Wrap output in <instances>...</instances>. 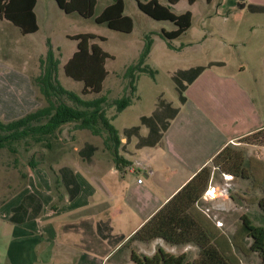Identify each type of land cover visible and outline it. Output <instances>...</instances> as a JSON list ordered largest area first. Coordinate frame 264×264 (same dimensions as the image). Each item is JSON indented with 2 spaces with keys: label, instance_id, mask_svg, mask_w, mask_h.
<instances>
[{
  "label": "trees",
  "instance_id": "obj_1",
  "mask_svg": "<svg viewBox=\"0 0 264 264\" xmlns=\"http://www.w3.org/2000/svg\"><path fill=\"white\" fill-rule=\"evenodd\" d=\"M111 1L96 17V21L107 24L113 30L131 33L135 23L133 18L125 13V0ZM136 1L139 8L150 17L156 20H168L177 26L176 29L163 31L170 45L172 40L185 34L192 26L193 12L191 10L181 14L173 11V5L181 0H167V4H163L160 0ZM196 1L188 0L190 5ZM206 1L210 3L213 0ZM56 2L65 12H77L88 18L95 14L98 0H56ZM36 4L37 0H0V15L19 26L23 33H34L39 30ZM238 7L247 8L252 12H264V6L247 3L246 0H239ZM71 38L79 41L78 48L64 64V71L68 77L83 82V95L67 89L59 80L61 61L51 41H48L47 54L40 58L41 73L35 78L36 84L48 102L47 105L43 106L37 97V91L29 75L14 70L0 72V148L31 134H53L62 125L75 122L77 128L89 129L95 135L106 133L105 146L114 148L117 165L121 162L127 164L129 161L119 154L121 135L107 113V106L112 104L115 106L116 114H119L140 98L134 95L138 90L139 74L148 73L151 77H156L158 70L146 63L152 50L153 38L150 37L147 40L138 61L129 65L125 71V76L129 79L130 93L116 98L112 103L109 102L107 95H100L93 99H87L84 95L103 92L104 82L109 75L106 63L114 56L92 42L97 35L81 33ZM214 65H225V63L212 61L207 65L177 69L172 73L171 78L175 83L181 105L187 102L186 91L189 85L202 72ZM180 110V106H174L163 97V94H160L152 113L141 116V124L124 129L127 141L122 148H127L132 137L138 139L137 149L159 144L171 121L177 117ZM143 127L148 128L146 135L141 133ZM239 142L264 147V126L240 138ZM236 145L230 143L220 150L211 163L196 172L130 237V241L146 243L163 239L171 246L195 245L199 248L198 257L191 262L187 260L186 253L175 255L160 247L152 256L140 255L133 251L134 264H242L238 254L246 257L257 254L260 264H264V225L255 224L248 215H243L241 227L228 237L210 219L203 207L205 202L203 195L212 183L217 170L223 175H231L232 178L255 177L260 171L259 159L255 157L246 159L241 151L235 149ZM96 150L97 146L86 143L80 153L92 162ZM60 173L69 189L70 198L74 199L80 191V186L73 176V171L69 167H63ZM70 177L74 179L72 187L67 180ZM39 203L35 215L42 210L41 201ZM259 206L264 212V198L260 200ZM12 219L14 220V215ZM102 225H108L112 231L109 221H100L97 225L99 235H101ZM75 228L78 230V227ZM102 238L108 243L104 252L106 253L121 244L125 236L113 235L109 232L108 235H102ZM99 239H101L100 236Z\"/></svg>",
  "mask_w": 264,
  "mask_h": 264
},
{
  "label": "rangeland",
  "instance_id": "obj_2",
  "mask_svg": "<svg viewBox=\"0 0 264 264\" xmlns=\"http://www.w3.org/2000/svg\"><path fill=\"white\" fill-rule=\"evenodd\" d=\"M145 1V0H143ZM108 0H98L95 14L92 17H83L77 12L67 13L59 7L56 0H40L37 7L39 30L34 33H23L21 28L13 22L2 18L0 15V72L14 70L18 73L29 75L37 91V97L41 100L43 106L47 105L44 95L41 93L39 86L35 82L36 76L41 73L40 58L45 56L49 50L48 41H51L56 54L60 58L59 80L67 89L73 90L81 95L83 82L68 77L64 71V64L69 60L78 48V40L72 39L71 36L81 33H91L97 35L92 39L93 43L100 45L105 51L111 53L114 58H109L106 67L109 75L104 82L103 92L100 94L91 93L84 95L87 99H93L100 95H107L109 102L112 103L116 98L130 93L129 79L125 76V71L129 65L136 63L144 49L147 40L153 38L152 50L146 63L152 68L158 70L156 77H151L148 73H140L137 80L138 90L135 96L140 97L130 106L125 108L119 114H116L115 106H107V113L112 123L125 136L124 129L141 124V116L150 115L155 109L158 96L163 94L167 100L175 101L178 92L175 83L171 78L172 73L177 69H187L196 64L206 63L208 58H225L230 61L228 68L217 72L223 75V78L233 76L235 63L230 53L223 51L222 43L235 42L240 37H235L233 29L235 24H241L243 31L242 38H249L247 25L251 20V13L244 10L241 13H232L228 19L227 15H217L221 11L219 0L207 2L206 0H197L194 5H190L188 0H181L173 5V11L177 14L191 10L195 13L193 26L185 34L170 41L163 35V31L176 29L177 26L168 20H156L143 12L136 0H125V13L131 16L135 26L131 33H125L113 30L105 23H98L96 17L102 12ZM167 4V0H160ZM233 0H229V6L234 7ZM228 6V7H229ZM204 14H211L212 18L203 17ZM256 20H262L255 17ZM210 29L215 35L209 39L206 45L192 43L201 38L198 32L200 29ZM102 37L104 39H102ZM247 78L249 74H246ZM242 90L232 92V100L244 103L246 110L253 113L255 108L259 113L255 119V124L264 123V97L263 95H252L250 84L244 79L238 81ZM246 96L258 98L257 101L246 102ZM137 99V98H136ZM208 109L212 110V105L207 103ZM215 111V110H214ZM216 112V111H215ZM216 127L213 134L218 142L224 138L241 132V125L232 122L222 115H218ZM106 133L94 135L90 130L76 127L75 122L65 124L60 130L53 134H31L20 141L12 142L7 146L0 148V204L7 200L11 194H15L26 186L29 181L38 183L42 188L45 187L43 179L45 177L54 186V193L59 194L58 187V168L63 165L66 156L78 157V149L88 141L95 142L102 151L103 155L107 150L105 146ZM126 137V136H125ZM235 149L241 151L246 159L250 157L258 158L261 169L255 177L245 178L242 176L232 178L231 175L215 173L212 183L217 185L223 191V195L217 199L208 201L204 200L203 207L224 234L231 237L242 225V216L248 215L255 224L264 225V212L259 206V202L264 198V147L246 145L235 141ZM84 145V146H85ZM152 151V150H150ZM153 153V152H152ZM150 155L145 152H138L135 165H141L142 179L146 178L144 166L137 162L149 161ZM77 167V171L83 170L82 165ZM103 168L100 166L97 173ZM124 176L128 183L137 181V175L125 171ZM57 187V188H56ZM58 189V190H57ZM116 189L113 195L108 197L103 195L96 197L97 202L107 200L109 202L116 200ZM61 193V192H60ZM63 195L55 204L59 205ZM129 203L132 197L127 196ZM11 225L0 218V253L6 249V237H11ZM7 228H10V230ZM61 241L65 242L61 239ZM69 241L65 242L68 243ZM142 245V244H140ZM142 246L134 249L139 251ZM190 247L187 250V260L194 261L198 257V249ZM61 250H67L64 246H58ZM128 247L119 251L110 260H104L102 264H117V260L122 263L128 261ZM182 248L174 249L173 254H182ZM68 253V252H67ZM172 253V252H171ZM143 255V253H141ZM242 264H260V258L257 254L248 257L238 254Z\"/></svg>",
  "mask_w": 264,
  "mask_h": 264
},
{
  "label": "crops",
  "instance_id": "obj_3",
  "mask_svg": "<svg viewBox=\"0 0 264 264\" xmlns=\"http://www.w3.org/2000/svg\"><path fill=\"white\" fill-rule=\"evenodd\" d=\"M228 1L219 0L221 11L217 12V15H227L225 18L228 19L234 11V13L237 11L241 13L248 10L238 7L239 0H233L234 7L229 6ZM39 2L40 0H37L35 7L37 18ZM111 2L108 0L106 6ZM246 2L264 6V0H246ZM248 11L252 14L247 25V31L250 32L249 38H242L246 27L242 28L239 23L235 24L233 34L235 37H241L235 42L222 43L223 51L230 53L234 60L233 76L223 78V75L217 73L228 68L230 61L225 58H208L206 63L194 65H207L212 61L225 63V65L207 68L189 85L185 104H180L179 94L176 97L178 104L175 105V101L168 100L174 106H180L181 110L171 121L159 144L137 149L138 139L132 137L127 148L123 149L122 146L127 139L118 129L121 135L119 154L129 163L121 162L117 165L113 147L107 148L103 155H99L102 152L100 147L95 142L88 141L97 146L92 162L80 153L84 143L78 149V157L66 156L63 165L58 168L59 194L63 195L59 205L55 204L59 194L54 193V186L46 180L47 177L43 179L45 187L42 188L38 183L30 180L29 186L11 194L0 204V218L12 226L11 237H6L4 243L5 252L0 253V264H102L104 260H110L125 247L129 248L126 253L128 261L122 263L117 260V264H134L133 251L140 255L143 253V255L152 256L160 247L170 253L181 247V252L186 254L188 248H193L191 244L171 246L163 239H156L149 243L130 241V237L196 172L211 163L226 145L235 143L236 140L264 126V123H254L259 115L256 108L253 113H249L244 103L232 100L230 95L231 92L234 95L235 90H242L238 81L244 79L250 84L252 95L264 97V12ZM194 16L193 12V18ZM203 17L212 18V15L204 14ZM255 17H260L262 20H256ZM198 32L201 38L197 41L192 40V43L196 42L203 46L208 44L209 39L215 35L205 27ZM246 74H249L248 78ZM257 99L252 98L255 102ZM251 101L246 96V102L250 104ZM207 103L212 105V110L206 107ZM252 103L254 105L253 101ZM219 114L236 122L238 126L241 125V132L218 142L213 132ZM141 133L146 135L148 128L143 127ZM138 152L150 155L149 161L137 159V162L147 169L145 170L147 179L141 178L142 167L135 165V160L132 159L138 156ZM75 165H82L83 170L77 171ZM100 166L103 170L97 173ZM63 167L71 168L73 176L79 183L80 191L74 199L70 198L69 189L62 180L60 169ZM127 170L137 175V181L133 184L128 183L124 176ZM139 179H142V182H139ZM67 180L72 187L74 179L70 177ZM114 189L117 190L116 200L97 202L98 195L108 197L113 195ZM127 196L132 197L131 203L126 199ZM40 201L42 210L35 215ZM17 207L18 211L15 212ZM100 221H109L112 231L108 225H102L101 235H99L97 225ZM75 227H78V230ZM109 232L113 235H124L125 238L121 244L104 253L108 243L102 235H108ZM61 239L69 242L65 243ZM85 239L86 243L88 241L87 245ZM58 246H64L67 250H61ZM137 246H142L139 251L134 249ZM195 248L199 251L197 246Z\"/></svg>",
  "mask_w": 264,
  "mask_h": 264
},
{
  "label": "built area",
  "instance_id": "obj_4",
  "mask_svg": "<svg viewBox=\"0 0 264 264\" xmlns=\"http://www.w3.org/2000/svg\"><path fill=\"white\" fill-rule=\"evenodd\" d=\"M139 182H142V179H139ZM224 193L222 190L219 189L217 185L211 183L207 188L205 194L203 195V200H214L217 199L219 196H222Z\"/></svg>",
  "mask_w": 264,
  "mask_h": 264
}]
</instances>
